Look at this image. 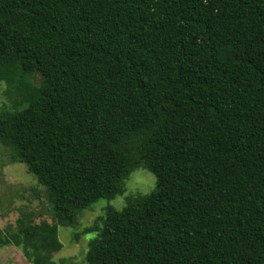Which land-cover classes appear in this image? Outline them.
<instances>
[{
  "label": "trees",
  "instance_id": "1",
  "mask_svg": "<svg viewBox=\"0 0 264 264\" xmlns=\"http://www.w3.org/2000/svg\"><path fill=\"white\" fill-rule=\"evenodd\" d=\"M0 83V165L51 217L0 248L55 264L58 226L144 169L72 237L82 264H264V0H0Z\"/></svg>",
  "mask_w": 264,
  "mask_h": 264
},
{
  "label": "rangeland",
  "instance_id": "2",
  "mask_svg": "<svg viewBox=\"0 0 264 264\" xmlns=\"http://www.w3.org/2000/svg\"><path fill=\"white\" fill-rule=\"evenodd\" d=\"M4 88V84L0 83V105L4 98ZM155 182L156 179L153 174L144 169H136L127 180L126 191L122 196H118L111 201L103 199L96 201L76 217L74 226H58V239L62 244V249L52 255V261L55 264H82V256L86 250V245L94 235H82L79 242L70 245L72 237L89 226L106 206L121 210L125 206L127 196L147 195L154 189ZM47 211L43 188L27 172L26 167L18 162L4 161V164L0 165L1 231L8 230L11 225L14 227L22 213H35L34 221L36 223L41 221L51 223V217L47 214ZM60 260L64 262L61 263ZM0 264L29 263L16 247L9 245L0 248Z\"/></svg>",
  "mask_w": 264,
  "mask_h": 264
}]
</instances>
